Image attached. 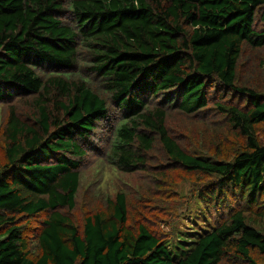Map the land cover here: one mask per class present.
Wrapping results in <instances>:
<instances>
[{
    "label": "trees",
    "instance_id": "16d2710c",
    "mask_svg": "<svg viewBox=\"0 0 264 264\" xmlns=\"http://www.w3.org/2000/svg\"><path fill=\"white\" fill-rule=\"evenodd\" d=\"M263 57L264 0H0V264H264Z\"/></svg>",
    "mask_w": 264,
    "mask_h": 264
},
{
    "label": "rangeland",
    "instance_id": "374dc122",
    "mask_svg": "<svg viewBox=\"0 0 264 264\" xmlns=\"http://www.w3.org/2000/svg\"><path fill=\"white\" fill-rule=\"evenodd\" d=\"M246 55H249L248 52L246 51ZM263 54L262 51L258 52H252L250 57L254 56H261ZM264 58V57H263ZM241 67V72L245 74L246 78L249 77L250 80L258 79L261 77H264L262 74H264V63H262V66L258 65L257 61L253 62H247V64L242 65L240 64ZM174 128H178L182 125V118L180 116H174ZM200 123V122H198ZM187 134L186 132H184ZM141 180L138 178H132L131 179V184H130V191L132 193H135L136 190L132 187L134 184H138V188L140 186ZM174 190L177 191L179 194H186L188 191V185L186 183L183 184H174ZM134 195H132L131 198H133ZM134 199V198H133ZM143 200H147L143 198ZM146 206H144L145 208ZM130 211L129 216H130V222L133 226H136L138 222H142L145 225H149L150 227L156 228L158 232L165 233L171 228L175 229V232L177 231H191L193 225V222L190 224L187 220V216L192 214L193 216L196 214H199L201 209L198 207L197 202L193 201L187 208L186 205H181L177 208V215L174 216L173 213L170 211V213L167 214L166 217H161L159 213H157L153 208H149L147 211L145 209H138L135 206L130 205ZM134 211V212H133ZM154 211V213H153ZM181 216V217H179ZM179 217V218H178ZM173 218V222L171 221ZM195 227V226H194Z\"/></svg>",
    "mask_w": 264,
    "mask_h": 264
}]
</instances>
